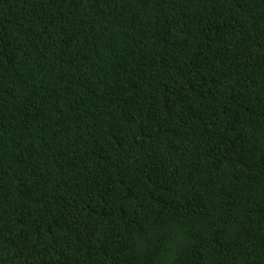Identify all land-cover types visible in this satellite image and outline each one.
Listing matches in <instances>:
<instances>
[{
	"label": "trees",
	"instance_id": "1",
	"mask_svg": "<svg viewBox=\"0 0 264 264\" xmlns=\"http://www.w3.org/2000/svg\"><path fill=\"white\" fill-rule=\"evenodd\" d=\"M0 264H264V0H0Z\"/></svg>",
	"mask_w": 264,
	"mask_h": 264
}]
</instances>
